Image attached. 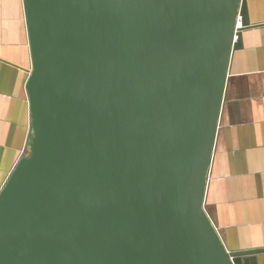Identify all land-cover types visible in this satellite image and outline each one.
Returning <instances> with one entry per match:
<instances>
[{"label":"water","instance_id":"95a60500","mask_svg":"<svg viewBox=\"0 0 264 264\" xmlns=\"http://www.w3.org/2000/svg\"><path fill=\"white\" fill-rule=\"evenodd\" d=\"M26 153L0 264H258L206 209L246 0H23Z\"/></svg>","mask_w":264,"mask_h":264},{"label":"crops","instance_id":"0c3cea01","mask_svg":"<svg viewBox=\"0 0 264 264\" xmlns=\"http://www.w3.org/2000/svg\"><path fill=\"white\" fill-rule=\"evenodd\" d=\"M246 1L253 28L232 56L206 195L233 252L264 249V0ZM31 69L23 0H0V191L27 148Z\"/></svg>","mask_w":264,"mask_h":264},{"label":"built area","instance_id":"2783aa9c","mask_svg":"<svg viewBox=\"0 0 264 264\" xmlns=\"http://www.w3.org/2000/svg\"><path fill=\"white\" fill-rule=\"evenodd\" d=\"M25 153H26V151H24V152L22 153V157H24Z\"/></svg>","mask_w":264,"mask_h":264}]
</instances>
